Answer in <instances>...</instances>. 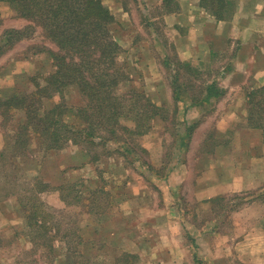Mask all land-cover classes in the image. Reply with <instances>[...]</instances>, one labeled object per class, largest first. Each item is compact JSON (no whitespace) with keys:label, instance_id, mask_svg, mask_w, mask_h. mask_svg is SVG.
Here are the masks:
<instances>
[{"label":"rangeland","instance_id":"obj_1","mask_svg":"<svg viewBox=\"0 0 264 264\" xmlns=\"http://www.w3.org/2000/svg\"><path fill=\"white\" fill-rule=\"evenodd\" d=\"M102 3L107 8H120V17L128 18L114 25L115 35L119 34L121 38L118 41L121 52L115 66L121 81L111 90L114 96H119V102H116L122 116L119 118L120 124L114 123V119L108 122L102 118L103 115L99 118L100 104H97L93 106L94 111L83 114L89 116L93 125L88 127L81 123L76 126L83 127L81 135L87 140L88 131H95L93 144L81 141L79 134L75 142L74 137H68L63 143H58V146L62 144L61 147L49 152L40 142L33 140L27 145L23 138L21 141L19 136L17 138L16 128L24 119L22 110L13 112L5 121L0 116V264H77L76 261H80V264H147L154 253L159 252L162 232L175 230L176 226L167 223L166 218L176 208H179L194 233L186 232L184 238L193 249L191 255L196 263L198 257L205 255L201 249L204 250L207 243L211 246L233 245L237 239L238 220L237 215L234 217V209L246 208L249 201L245 202L246 199H264V187H260L256 192L225 195L227 200L235 199V205L226 200H215L212 224L216 230L213 233L222 234L203 237L204 229L201 228L205 221L198 218L199 206L191 200L194 187L204 178L206 166L218 167L233 162L239 165L245 158L242 161L239 157H233V161L228 157L230 155H226L225 159L224 156L217 158L205 154L214 149L217 155L219 150L213 147L214 141L208 139L217 124L210 107L205 111L210 114L194 128L189 141L180 139L186 125L190 124L185 121L186 117L182 121L185 104L175 100L174 96L181 98L184 92L194 100L203 98L202 79L207 81L216 69L180 68L181 62L172 57H161L154 46L153 50H148L154 42L146 27L147 18L152 15L160 20V9H151L145 0H102ZM174 6L171 4L170 8ZM122 8H127V14L121 11ZM170 8L164 6L163 10L166 12ZM148 9L151 11L146 13ZM155 25H158L157 30L164 37L165 23ZM27 26L30 24L19 19L11 6L0 1V99L9 97L15 91L24 96L37 88L36 84L44 86V78L52 67L55 69L50 52L56 51L57 47L44 38L40 28L34 29L31 25L32 29L27 28L24 33V39L14 37L8 42L5 40L6 30ZM177 72L180 78L172 88V76ZM36 78L35 82H30ZM104 91L107 92L106 89ZM113 95L110 96L114 98ZM263 95L260 94V99ZM129 97H132L131 101ZM135 99L139 103L149 99L154 104H161V107L157 111V118L150 119L151 128L148 131L129 136L122 134L120 127L135 128L136 124L124 116V113L127 116L131 114L129 106L134 105ZM55 100L68 108L82 109L85 105V100L75 88L56 96ZM186 100L188 103L192 99ZM109 103H112L111 99ZM158 118L160 123H157ZM75 119L74 123L81 120ZM65 120V123L72 125L70 120L73 119L69 117ZM108 128L114 131L110 134ZM137 130L144 128L138 127ZM110 136H116V139L107 142L105 138ZM118 138H126L135 153L125 155ZM234 148L229 143L220 146V151L228 154ZM157 162H160L158 172L148 171L151 165L158 169L154 166ZM175 168L179 169L173 175ZM37 179L49 182L52 189L41 192ZM61 183L66 184L67 191L57 189ZM91 192L94 193L87 201ZM256 208L262 227L264 220H261L260 214L263 212L258 211L259 206ZM29 211L38 212L37 215L47 219V235L52 237L51 240L47 239V244L37 237L40 232L28 234L23 216ZM100 211H104V214H99ZM255 217L250 213L249 220ZM240 221L243 233L253 227L250 221ZM126 222L129 226H125ZM186 227L183 230L187 231ZM164 239L166 245L167 239ZM257 241L264 244V239L258 238ZM130 243L142 248L141 256L135 258V254L129 257L125 250ZM213 255L216 258L229 257V264H239L232 253ZM164 256L167 261L170 255L165 254L162 258Z\"/></svg>","mask_w":264,"mask_h":264},{"label":"crops","instance_id":"obj_2","mask_svg":"<svg viewBox=\"0 0 264 264\" xmlns=\"http://www.w3.org/2000/svg\"><path fill=\"white\" fill-rule=\"evenodd\" d=\"M145 1L151 9H160V20L152 15L147 18L146 27L154 42L150 44L148 50H153L154 46V50L156 52L159 50L161 57L166 55L167 58L172 57L181 63H190L193 69L201 67L216 69L212 71L207 81L202 79L201 83L205 88L207 84L214 82L219 90V96L211 97L208 102H203V98L195 102H183L186 109L181 115L182 121L186 117L185 121L190 125H186L185 133L180 135V139L186 138L189 141L194 128L210 114L205 112L210 107L213 109L211 113L214 112V121L217 124L208 139L214 141L213 147L219 150L217 155L214 149L211 153L205 154L217 158L224 156L225 159L226 155H230L228 156L230 160L239 157L243 161L245 158L239 165L233 162L218 167L206 166L205 176L200 179L203 181L199 180L194 187V196L191 200L196 201V205L199 206L201 217L198 218L205 221L201 228L204 229L203 237L221 235L222 233H213L216 230L212 224V207L215 200H226L235 205L236 200H227L225 195L243 191L256 192L257 188L264 187V106L258 102L261 92H264V0H229L233 3V13L228 20H217L201 5L200 0H175V6L170 12L163 10L165 0ZM109 10L118 22L127 21L128 18L120 17L121 13L118 12L120 8L109 6ZM121 11L124 14L128 12L127 8H122ZM150 11L148 9L145 12ZM157 23L162 25L165 23L167 34L165 33L164 37L158 32V25H155ZM115 34V39L119 41L121 39L119 34L117 36ZM163 42L168 46L166 54L163 53ZM156 105L161 107V104ZM157 123H160L159 118ZM229 143L236 148L231 150L230 154L226 152L223 154L220 146H227ZM154 166L159 170L160 162ZM176 169L179 168L173 169V175ZM246 201H248L246 208L233 210L234 217L237 215L241 223L250 221L253 227L243 233L241 230L243 224L236 220L239 227L237 229L236 225L237 239L233 245L211 246L207 243L206 248L201 249L205 255L196 257V263L191 255L193 249L184 238V233L189 232L192 235L194 233L191 232L179 208H176L166 218L167 223L176 226L175 230L162 232L159 252H155L153 259L147 264H229V257L216 258L217 256L213 255L227 252L232 253L239 264H264V244L261 245L257 241L258 238L264 239V223L261 227L258 222L259 214L255 212L259 206L258 211L263 212L260 214L261 220H264V199L249 198ZM250 213L256 216L255 219L249 220ZM126 225L129 226L127 222ZM185 225L187 231L183 230ZM163 238L167 239L166 245ZM141 249L130 243L125 251L132 256L136 254L135 258H138L142 254ZM165 254L170 255L167 261L165 256L162 258Z\"/></svg>","mask_w":264,"mask_h":264},{"label":"trees","instance_id":"obj_3","mask_svg":"<svg viewBox=\"0 0 264 264\" xmlns=\"http://www.w3.org/2000/svg\"><path fill=\"white\" fill-rule=\"evenodd\" d=\"M0 1L11 6L16 11L19 19L25 20L27 24H30V26L23 29L6 30L4 37L7 42L14 37L19 40L24 39L26 29L28 28L29 30L32 25L34 29L40 28L44 38L54 43L57 47L56 51L50 52L53 58L52 66L55 69L52 67L49 75L44 78V86L36 84L37 88H34L28 94H24V96L15 91L9 97L0 99V116L3 121L15 111L22 110L24 112V119L16 128L19 141L23 138L25 143L29 145L31 141L35 140L42 143V145L44 144L45 150L49 152L61 147L62 144L58 146V143H63L62 141L67 140L68 137H74L75 142L79 134L81 141H87L91 144L95 137V131H88L87 140L81 135L84 132L81 131L83 127L78 126L77 128L76 126L81 123H85L88 127L93 125L89 120V116H83V114L87 113V111L89 112V110L91 112L94 111L93 106L97 104H100L98 106L100 108L99 118L103 115L104 117L102 118H105L108 122L114 119V123L119 125V118L122 117L119 103H117L119 102V96H114L111 90L121 81L119 79V70L115 67L117 57L121 52V46L114 36V25L118 21L109 8L102 3V0ZM174 1L165 0V7L170 8L171 4L175 5ZM200 3L217 20H228L232 16L233 3L229 0H200ZM170 11L171 8L169 9ZM164 42L162 44L163 53L166 54L168 46ZM179 66L189 70L193 68L190 63L186 62L179 63ZM179 78L180 74L178 72L173 75L172 85L178 83ZM36 80L37 78L30 80V82L32 83ZM70 88L77 89L83 100H85V105L82 109L68 108L64 103L56 102V96H60ZM172 88H174V85ZM105 89L107 92L104 91ZM204 89L203 102H208L211 97L219 96V90L214 82L207 84ZM173 93L176 94L174 91ZM261 93L264 94V92ZM111 94L114 98L110 96ZM109 96L110 98H107ZM174 98L184 103H186V99H192L190 100L192 102L202 99L194 100L195 98H189L184 92L181 98L177 97V95ZM110 99L112 100L111 104L109 103ZM128 99L131 101L132 97ZM258 102L259 105L264 106V95ZM129 108L131 114L127 116L124 113V116L125 118H130L136 126L135 128L120 127L121 133L125 135L136 136V134H144L151 128L150 119H155L158 116L159 107L149 99L145 103H139L135 99L134 105L131 104ZM75 116L76 119H81L78 123H74ZM69 117L73 119L72 121L70 120V124L73 126L64 122ZM100 121L104 120L100 119ZM138 127L139 129L140 127L144 128V130L136 131ZM107 130L110 134L114 131L109 128ZM126 138H118V143L121 144L120 147L123 148L122 152L125 155H133L135 149L129 145L130 143L127 142ZM105 139L110 142V139H116V136L114 138L110 136V138ZM149 169H153L152 172H158L157 168H153L152 165L149 166ZM37 180L41 192L52 189L49 182ZM65 186V183H61L57 189L67 191ZM72 186L74 187L75 185ZM93 193L91 192L88 196L89 198H86L87 201H89ZM81 197L83 199V196ZM37 213L34 211L26 212L23 219L27 223L28 234L32 235L31 233L40 232L37 237L45 240L44 244H47V239L51 240L52 238L47 235V219L40 214L37 215ZM99 214L103 215L104 211H100ZM31 241L34 242L33 238H31ZM128 255L132 257L131 254ZM79 262L76 261L77 264H80Z\"/></svg>","mask_w":264,"mask_h":264}]
</instances>
